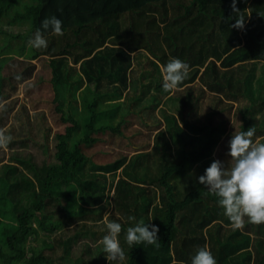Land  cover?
<instances>
[{
  "label": "trees",
  "instance_id": "16d2710c",
  "mask_svg": "<svg viewBox=\"0 0 264 264\" xmlns=\"http://www.w3.org/2000/svg\"><path fill=\"white\" fill-rule=\"evenodd\" d=\"M236 6L243 29L231 27L232 0H0V132L11 137L0 153V264H110L106 219L122 224L124 264H191L202 246L216 264H264V224L245 217L234 229L198 183L214 160L228 165L235 130L255 125L253 141L264 142V0ZM53 15L62 36L42 28ZM16 24L28 32L5 28ZM38 29L46 49L29 47ZM41 56L66 125L54 135L55 159L38 163L16 131L23 123L10 117L18 85L32 79ZM170 57L190 73L164 92ZM142 111L156 125L151 150L124 134L128 117ZM109 135L126 137L133 154L108 160L90 151ZM128 216L153 219L158 248H129ZM33 236L40 245L29 243Z\"/></svg>",
  "mask_w": 264,
  "mask_h": 264
},
{
  "label": "clouds",
  "instance_id": "9594fccd",
  "mask_svg": "<svg viewBox=\"0 0 264 264\" xmlns=\"http://www.w3.org/2000/svg\"><path fill=\"white\" fill-rule=\"evenodd\" d=\"M237 0H232L233 12L237 15L235 24L231 27L243 29L245 27V15L236 6ZM264 16V12L259 13ZM251 14L248 15L250 17ZM231 19V17H229ZM42 28L53 34L62 36V20L55 15L46 17L42 21ZM29 47L46 49L47 39L41 30H37L28 41ZM163 91L170 92L188 78L190 66L179 58L170 57L166 66L162 68ZM16 79H21L18 75ZM256 133L255 125L246 131H234L228 141L230 161L225 162L216 159L205 169L203 175L198 177V183L205 186L209 193L217 197V203L224 210V215L232 223L234 229L242 228L244 218L248 222L260 225L264 224V142H254ZM11 137H6L0 132V147H6ZM143 220L136 221L135 216H128L129 226L125 233V242L129 248L137 245H153L159 247V227ZM107 234L102 237L101 244L106 259L110 264H124L126 253L120 244L118 237L123 228L116 221L105 220ZM191 264H216V259L207 246L199 247L191 258Z\"/></svg>",
  "mask_w": 264,
  "mask_h": 264
},
{
  "label": "rangeland",
  "instance_id": "374dc122",
  "mask_svg": "<svg viewBox=\"0 0 264 264\" xmlns=\"http://www.w3.org/2000/svg\"><path fill=\"white\" fill-rule=\"evenodd\" d=\"M5 28L14 33H27L29 27L26 25H6ZM14 44L22 43V40H14ZM36 64L34 76L25 82L18 85L16 95L13 98L16 100L15 110L11 114L10 121L15 122L18 126L20 122L23 123V128L19 127L16 131L22 129L20 137L27 138V146L25 151L34 156L35 161L41 163L44 160L51 161L55 159V140L54 135L57 132H64L65 125L59 114L56 112L54 103V93L51 84V69L48 65L47 57L41 56L39 59L33 60ZM27 107V113L21 110L22 105ZM143 110V109H142ZM137 112V111H136ZM139 114H131L128 117V124L124 128V134L127 138L132 139L138 144H147L150 142L148 150L152 148V139L155 134L156 125L152 118H149L145 111L138 112ZM28 116L30 122H28ZM22 118V119H21ZM233 119V118H232ZM28 122V123H27ZM146 122V124H144ZM233 126L237 128L239 126L236 118L233 119ZM49 132L48 139L45 138L46 133ZM125 138V139H124ZM126 137L118 135H109L104 138V141L99 142L91 152H97L101 158L111 160L118 156V153L129 152V155L133 154L135 148L128 145ZM215 152L218 153L224 150V147H218ZM4 150L0 148V153ZM9 150V149H7ZM8 157L10 151L7 152ZM44 234H41L43 237ZM35 239L33 236L29 241L32 245H40L42 240ZM30 254V253H28Z\"/></svg>",
  "mask_w": 264,
  "mask_h": 264
},
{
  "label": "crops",
  "instance_id": "0c3cea01",
  "mask_svg": "<svg viewBox=\"0 0 264 264\" xmlns=\"http://www.w3.org/2000/svg\"><path fill=\"white\" fill-rule=\"evenodd\" d=\"M152 144H153V141H152Z\"/></svg>",
  "mask_w": 264,
  "mask_h": 264
}]
</instances>
